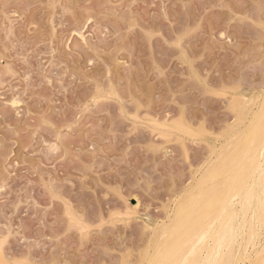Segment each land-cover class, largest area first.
I'll return each mask as SVG.
<instances>
[{
	"label": "rangeland",
	"instance_id": "374dc122",
	"mask_svg": "<svg viewBox=\"0 0 264 264\" xmlns=\"http://www.w3.org/2000/svg\"><path fill=\"white\" fill-rule=\"evenodd\" d=\"M262 23L261 0H0V260L147 264L264 91Z\"/></svg>",
	"mask_w": 264,
	"mask_h": 264
},
{
	"label": "bare ground",
	"instance_id": "6f19581e",
	"mask_svg": "<svg viewBox=\"0 0 264 264\" xmlns=\"http://www.w3.org/2000/svg\"><path fill=\"white\" fill-rule=\"evenodd\" d=\"M237 100L231 105L240 107L237 120L243 127L235 137L234 149L211 148L204 161L210 169L196 178L192 195L176 198L169 220L152 226L159 246L147 264L264 263V247L254 255L250 252L254 235L264 244V91L255 102L239 105Z\"/></svg>",
	"mask_w": 264,
	"mask_h": 264
},
{
	"label": "snow or ice",
	"instance_id": "6c2138e0",
	"mask_svg": "<svg viewBox=\"0 0 264 264\" xmlns=\"http://www.w3.org/2000/svg\"><path fill=\"white\" fill-rule=\"evenodd\" d=\"M261 2H262V6H264V0H261ZM260 27H261L262 30H264V23H262L260 25ZM184 35H186V33L182 34L180 37H178L177 38L178 41L182 40L184 38ZM262 207H264V206H262ZM3 245H4V241L0 240V248H2ZM0 264H5V262L3 260H0ZM161 264H169V262L168 261H163V262H161ZM186 264H188V262H186ZM190 264H201V262L198 261V260H193V261L190 262ZM209 264H213V262H209ZM216 264H218V262H216Z\"/></svg>",
	"mask_w": 264,
	"mask_h": 264
}]
</instances>
